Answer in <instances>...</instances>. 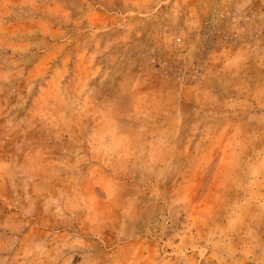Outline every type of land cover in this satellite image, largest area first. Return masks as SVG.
I'll return each mask as SVG.
<instances>
[{
  "label": "rangeland",
  "instance_id": "rangeland-1",
  "mask_svg": "<svg viewBox=\"0 0 264 264\" xmlns=\"http://www.w3.org/2000/svg\"><path fill=\"white\" fill-rule=\"evenodd\" d=\"M0 264H264V0H0Z\"/></svg>",
  "mask_w": 264,
  "mask_h": 264
}]
</instances>
